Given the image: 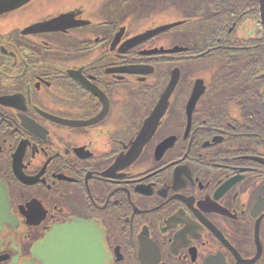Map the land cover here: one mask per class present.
Listing matches in <instances>:
<instances>
[{
  "label": "flooded vegetation",
  "instance_id": "af4514ba",
  "mask_svg": "<svg viewBox=\"0 0 264 264\" xmlns=\"http://www.w3.org/2000/svg\"><path fill=\"white\" fill-rule=\"evenodd\" d=\"M254 15L202 46L221 0H0V264L73 224L107 264H264V98L215 63Z\"/></svg>",
  "mask_w": 264,
  "mask_h": 264
},
{
  "label": "trees",
  "instance_id": "16d2710c",
  "mask_svg": "<svg viewBox=\"0 0 264 264\" xmlns=\"http://www.w3.org/2000/svg\"><path fill=\"white\" fill-rule=\"evenodd\" d=\"M223 1V7L225 8V16L221 20L218 18L217 32L213 37L204 36L202 46L211 41L215 46H220V43H216V37L221 36L231 26V23L236 20L243 13L253 11L255 19L257 18V0H221ZM232 39V38H231ZM235 44H244L245 47L250 49L246 50L243 54L236 53L234 57L236 59L227 60L222 56L217 59L216 65L219 67H225L229 69L230 64H233L232 70L234 76L228 79V84L224 91H230L234 95L249 96V104L246 105L247 110L253 111L260 99L264 98V92H260L259 86L264 87V78L260 81H255V76L259 73V69L264 70V41L260 36H255L252 39L240 41L234 38L232 40ZM249 86V87H248ZM245 88V90H244Z\"/></svg>",
  "mask_w": 264,
  "mask_h": 264
},
{
  "label": "water",
  "instance_id": "95a60500",
  "mask_svg": "<svg viewBox=\"0 0 264 264\" xmlns=\"http://www.w3.org/2000/svg\"><path fill=\"white\" fill-rule=\"evenodd\" d=\"M258 12L264 37V0H258ZM169 89L171 87L165 95H168ZM97 230L93 224L84 229L78 224L55 228L50 235L34 246L33 257H41L45 264H71L72 259L78 261L76 264H107L104 242L102 237L100 240ZM79 241L82 242L80 250ZM58 255L69 258L59 261Z\"/></svg>",
  "mask_w": 264,
  "mask_h": 264
},
{
  "label": "rangeland",
  "instance_id": "374dc122",
  "mask_svg": "<svg viewBox=\"0 0 264 264\" xmlns=\"http://www.w3.org/2000/svg\"><path fill=\"white\" fill-rule=\"evenodd\" d=\"M152 9V7H151ZM154 9L157 11L158 14H162V7L161 6H155ZM135 16H137L139 19H142V18H146V17H151V12L146 10V12H142V11H138L134 14ZM19 19L21 18H18V19H12L10 23H14V26H22L23 24H16V23H19L21 21H19ZM250 20H246L244 21V28L243 30L240 29L239 33L237 34V36H252L253 35V30L255 31H258L260 33V30H259V26L257 25V23L253 20V17L249 18ZM261 34V33H260Z\"/></svg>",
  "mask_w": 264,
  "mask_h": 264
}]
</instances>
